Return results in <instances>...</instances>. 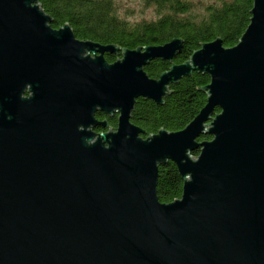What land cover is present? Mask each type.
Returning a JSON list of instances; mask_svg holds the SVG:
<instances>
[{
    "label": "water",
    "instance_id": "obj_1",
    "mask_svg": "<svg viewBox=\"0 0 264 264\" xmlns=\"http://www.w3.org/2000/svg\"><path fill=\"white\" fill-rule=\"evenodd\" d=\"M251 12L233 46L200 42L152 77L144 65L181 37L101 43L52 27L39 0H0V264H264V0ZM193 71L210 75L206 104L143 137L136 98L162 103ZM168 159L183 183L163 202Z\"/></svg>",
    "mask_w": 264,
    "mask_h": 264
},
{
    "label": "trees",
    "instance_id": "obj_2",
    "mask_svg": "<svg viewBox=\"0 0 264 264\" xmlns=\"http://www.w3.org/2000/svg\"><path fill=\"white\" fill-rule=\"evenodd\" d=\"M51 17V26L69 23L75 36L101 43H115L127 48L160 44L181 37L183 45L172 60L153 58L144 65L149 76L157 77L171 62H182L200 46V42L222 37L225 46L236 44L250 23L254 0H141L151 7L150 16L130 19L119 10L117 0H39ZM120 56L104 52L107 61ZM210 82V75L193 71L171 83L162 103L137 97L130 120L142 128L143 137L160 128L181 129L207 102V91L197 88ZM220 107L215 108V112ZM108 125L116 127L117 115L107 116ZM212 138L209 133L197 139ZM198 154V148L191 151ZM183 180L172 160L158 164L157 195L169 202L181 195Z\"/></svg>",
    "mask_w": 264,
    "mask_h": 264
},
{
    "label": "rangeland",
    "instance_id": "obj_3",
    "mask_svg": "<svg viewBox=\"0 0 264 264\" xmlns=\"http://www.w3.org/2000/svg\"><path fill=\"white\" fill-rule=\"evenodd\" d=\"M119 10L126 14L130 19H138L142 16H150L152 14L151 7H143L141 0H117Z\"/></svg>",
    "mask_w": 264,
    "mask_h": 264
},
{
    "label": "flooded vegetation",
    "instance_id": "obj_4",
    "mask_svg": "<svg viewBox=\"0 0 264 264\" xmlns=\"http://www.w3.org/2000/svg\"><path fill=\"white\" fill-rule=\"evenodd\" d=\"M112 115H114V114H112ZM112 115H110V116H112ZM107 116H108V114H105L104 112H102V111H100L98 109L94 111V117L97 120H103V119H106L107 120ZM107 124H108V121H107ZM114 128L115 127H110V129H114ZM92 129L95 132H99V131H106V130L109 129V127H108V125L105 126V127H103L101 125H94V126H92Z\"/></svg>",
    "mask_w": 264,
    "mask_h": 264
}]
</instances>
